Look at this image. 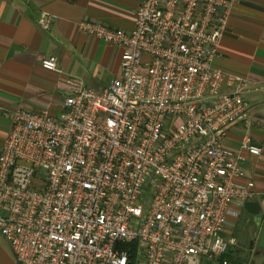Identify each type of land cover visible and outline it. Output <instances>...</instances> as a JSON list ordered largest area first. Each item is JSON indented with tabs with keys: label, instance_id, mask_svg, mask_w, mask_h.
<instances>
[{
	"label": "built area",
	"instance_id": "2783aa9c",
	"mask_svg": "<svg viewBox=\"0 0 264 264\" xmlns=\"http://www.w3.org/2000/svg\"><path fill=\"white\" fill-rule=\"evenodd\" d=\"M241 1L142 0L132 30L84 19L121 48L119 74L102 89L66 75L58 115L4 109L0 235L17 264H201L236 243L231 219L259 194L238 179L263 148L225 145L252 123L244 79L213 60ZM40 66L63 73L54 55Z\"/></svg>",
	"mask_w": 264,
	"mask_h": 264
},
{
	"label": "crops",
	"instance_id": "0c3cea01",
	"mask_svg": "<svg viewBox=\"0 0 264 264\" xmlns=\"http://www.w3.org/2000/svg\"><path fill=\"white\" fill-rule=\"evenodd\" d=\"M142 0H0V146L7 139L12 121L4 115L7 107L48 109L58 115L67 90L66 75L81 78L87 85L104 88L119 74L121 48L91 37L79 28L84 19L132 30L134 14ZM47 12L52 17L48 29L39 24ZM54 55L63 73L44 70L42 58ZM213 66L242 77V96L248 103L247 116L232 125L224 143L238 149L245 133L262 146L260 156H248L247 175L259 194L250 201L260 203L264 213V0H242L236 4L222 36ZM231 219L230 236L236 239L227 256L216 261L203 258L201 264H264V249L256 240L260 228L252 214L240 209ZM264 221V219H263ZM225 258V259H224ZM0 264H17L9 242L0 235Z\"/></svg>",
	"mask_w": 264,
	"mask_h": 264
},
{
	"label": "water",
	"instance_id": "95a60500",
	"mask_svg": "<svg viewBox=\"0 0 264 264\" xmlns=\"http://www.w3.org/2000/svg\"><path fill=\"white\" fill-rule=\"evenodd\" d=\"M245 209L252 214V220L257 228H260L259 235L256 240H252L251 246H256L258 248L264 249V213L259 202L257 201H247L245 203Z\"/></svg>",
	"mask_w": 264,
	"mask_h": 264
},
{
	"label": "trees",
	"instance_id": "16d2710c",
	"mask_svg": "<svg viewBox=\"0 0 264 264\" xmlns=\"http://www.w3.org/2000/svg\"><path fill=\"white\" fill-rule=\"evenodd\" d=\"M227 254H228V252L226 253V254H224L223 256H227ZM223 256H222V258H223ZM225 259V258H224ZM223 261H225V260H223Z\"/></svg>",
	"mask_w": 264,
	"mask_h": 264
},
{
	"label": "rangeland",
	"instance_id": "374dc122",
	"mask_svg": "<svg viewBox=\"0 0 264 264\" xmlns=\"http://www.w3.org/2000/svg\"><path fill=\"white\" fill-rule=\"evenodd\" d=\"M237 219V218H236Z\"/></svg>",
	"mask_w": 264,
	"mask_h": 264
}]
</instances>
